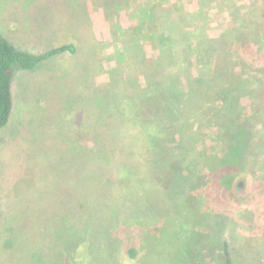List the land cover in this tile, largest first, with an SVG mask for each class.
<instances>
[{
    "label": "rangeland",
    "instance_id": "374dc122",
    "mask_svg": "<svg viewBox=\"0 0 264 264\" xmlns=\"http://www.w3.org/2000/svg\"><path fill=\"white\" fill-rule=\"evenodd\" d=\"M244 1L239 13L249 10L252 31L264 33V0ZM24 2L0 0L2 36L29 54H43L73 41L78 51L53 56L34 70H13L11 74V115L0 129V264H64L71 255L79 264H171L174 239L187 242L188 238L197 240L191 254L201 260L195 264H222L223 242L228 243L234 264H264V216L260 217L264 211V50L259 51L255 44L247 46L254 60L239 62L235 68L249 85H240L245 90L239 100V119H224L223 112L212 108L191 117L193 120L184 127L186 136L194 135L192 148L198 153L199 167L203 164L201 155L219 158L227 142L236 143L234 128L221 134L224 124L244 125L248 145L241 170L227 183L218 177L222 186L213 185L205 192V204L193 207L196 202H191L194 212L199 213L195 216L198 220L179 225L170 217L180 208L175 207V199L183 191L162 187L153 176L160 174L157 164L149 160L152 154L144 158L139 154L142 141L131 139L137 149L118 144L115 133L107 126L114 119L106 118L103 123L104 117L96 115L102 103L93 96L100 89L110 93L105 88L112 66L117 64L111 71L114 78L141 82L142 74L134 66L138 61L127 62L133 59V52L121 44L123 52H111L109 57L104 51L107 49L87 46L84 39L40 35L21 19L27 10L30 18L37 8ZM13 18L18 24L10 28ZM224 23L225 19L216 15L209 20V39L224 33ZM150 51L146 53L155 56ZM127 85L125 93L132 96V86ZM109 96L117 99L118 90ZM168 147V155L173 158L177 151L172 145ZM120 165L135 176L132 187L139 186L129 198L131 204L117 196ZM203 174L197 179L200 189L206 188ZM231 186L251 197L245 205L247 211L231 194ZM198 191L201 190L195 196ZM189 201L186 199L185 205ZM135 208L143 217L139 219L141 223L127 226L124 217L127 220L128 212Z\"/></svg>",
    "mask_w": 264,
    "mask_h": 264
},
{
    "label": "trees",
    "instance_id": "16d2710c",
    "mask_svg": "<svg viewBox=\"0 0 264 264\" xmlns=\"http://www.w3.org/2000/svg\"><path fill=\"white\" fill-rule=\"evenodd\" d=\"M174 9L173 7V11ZM240 9L229 15L233 24L235 20L240 27L236 28L233 25V28L230 27V30L225 31L216 39H209L203 35L204 38L201 39V36H198L199 32H196L197 35H189L192 38L186 39L187 33H190L191 30H181L184 35L180 34L177 29L184 19L187 23L186 26L190 28L194 22L188 23L189 15L185 14L181 17L178 13V16L175 15L172 18L169 15L165 16L159 10L157 15L161 20L158 21L156 30L163 32L167 30L168 45L166 48L163 47L159 58L154 62L145 60L147 66L142 75V84L141 82L136 84L131 79L125 80V77L116 79L110 72L111 76L105 89L111 94L118 90V98L111 97V99L109 96L111 94L106 93L103 89H100L97 96H93L95 99L99 97L102 103L96 115L104 117L103 123H106V118L114 119L107 126L115 133L116 142L126 144L129 146L128 148L137 149L131 139L135 137L136 140H141L142 146L139 147V154L143 158L152 154V158L149 160H153V163L157 164L159 170L157 171L160 174L154 173L153 176L157 177L160 185L162 187L168 185L167 188L170 191L175 189L183 191V194L175 199V207L179 206L180 208L173 211L172 217H170L173 223L178 221L179 225L192 220L197 221L198 218L195 216H199V213L194 212L196 209L193 210V207L205 204L204 200L208 199L205 192L209 188H213V185L215 188L222 186L217 181L218 177L219 181L227 183L244 165L245 151L248 145L246 143L248 134L244 125L229 123L219 127L221 134L226 133L230 127L234 128L237 141L235 144L227 142L226 150L219 158L201 155L200 157L203 159L200 160L203 164L200 167L198 166V153H195L192 148L194 135L186 136L187 132L183 131L185 125L193 120L191 117L201 116L203 112H209L212 108L223 112L224 119L226 117L227 120H237L240 117L237 114L241 109L239 100L244 97L243 91L245 90H241L240 85H243L244 88L246 85L249 88V85L246 79L242 80L236 73L235 68L239 62L248 59L254 60L253 54L246 51L247 46L255 44L259 51L264 50V33H257V30L252 31L253 22L248 21L249 14L247 12L249 10H244L245 12L241 14L239 13ZM167 18L170 21H167ZM261 18L260 22H263ZM242 30L245 32L240 34L239 31ZM172 33L173 35H171ZM233 38H235L234 41ZM181 45L184 46L183 49L179 48ZM74 52L75 49L72 47L63 45L43 54H29L16 48L0 34V129L7 125L11 115L10 80L13 70H34L39 63L53 56ZM245 68L249 70V67ZM125 83L129 84L127 86H132V96L126 95ZM257 85L258 87L262 86V83ZM215 104L217 105L215 106ZM211 116H214V113ZM169 145H172V149L175 148L177 151L173 158L168 155L171 150ZM158 153L160 154L158 155ZM130 156L133 154L131 153ZM117 168V196L122 200L128 199L127 201L131 204L132 200L129 198L135 189H139V186L136 184L132 187L136 179L135 176L128 174V169L121 165ZM182 172H187V175L183 176ZM201 174L206 176V188L204 189H200L198 186L197 179ZM181 178H184L183 181ZM226 187L229 188L228 184ZM230 189L233 197L242 203L243 208L241 207V209L247 211L245 205L251 202V197L247 192L237 190V187L231 186ZM187 190L191 192L186 194ZM197 190L203 191V194L198 191L199 195L195 196ZM261 197L264 198V189L261 190ZM186 199L190 200L189 205H185L188 204L185 202ZM193 201L196 203L192 207L191 202ZM259 203L261 204L260 201ZM134 211L128 212V221L126 216L124 217L127 226L141 223L139 219L143 217L136 208ZM263 216L264 211L260 217ZM189 240L188 238L185 242L174 239L173 245L170 247V252L172 250L174 252L171 264H195L201 260L191 254L192 244L197 240ZM217 242H219L218 239ZM221 244L222 264H234L229 254L228 243ZM112 246H110L109 254L113 249ZM88 255L92 254L88 253ZM162 255L167 254L162 253ZM71 257L64 264H79L75 258L73 259V255Z\"/></svg>",
    "mask_w": 264,
    "mask_h": 264
},
{
    "label": "crops",
    "instance_id": "0c3cea01",
    "mask_svg": "<svg viewBox=\"0 0 264 264\" xmlns=\"http://www.w3.org/2000/svg\"><path fill=\"white\" fill-rule=\"evenodd\" d=\"M24 1V5L33 4L37 6L35 14L30 18L27 16L29 10L22 14L21 19L23 18V20L29 22L27 28L38 31L40 35H61L66 37L71 36L75 39L80 38V40L84 39L87 46L91 44L93 48L94 46H99L101 49H107L104 51L107 52L109 57H112L114 52L119 54L123 52L122 48H128L131 53L133 52V59L127 62L138 61L134 66L137 68V72H140L139 74L142 75L146 71L147 64L145 60L154 62L155 59L159 58L163 47L166 48L168 45L169 34L166 32L167 30L164 32L156 30V25L161 20L158 19L157 15L159 10L165 16L169 15L172 18L179 14L181 17L185 14L189 15L188 23H194L189 28L186 26L187 23H185L184 19V22L179 25V29L177 30L180 34H184L182 31L185 29L195 30L199 32L198 36H201L200 38L202 39L204 38L203 36L210 37L209 20L215 15L216 17L219 16L225 19V31L230 30V27L233 28V25H236V23L234 20L233 24L229 15L233 11L236 12L237 8L239 10L241 8L240 5L245 2L244 0ZM173 7L175 8L174 11ZM166 20L170 21L168 18ZM12 23L10 28H14L16 26L14 24H18L16 18L12 19ZM33 24H36L35 27L32 26ZM191 34L197 35V33H187V36ZM114 41H117V43L114 44ZM118 41H121V43ZM75 43L76 41H73L65 45L78 51ZM121 44L122 48L120 49L119 46ZM111 49L113 50L111 51ZM149 49L151 50L150 52H155V56L151 57L149 53H146ZM111 52L113 53L111 54ZM63 54L65 53L60 55ZM115 66L117 64L112 66V69L108 73L114 71L116 69ZM120 67L121 65L117 68ZM140 69L141 71H139Z\"/></svg>",
    "mask_w": 264,
    "mask_h": 264
}]
</instances>
